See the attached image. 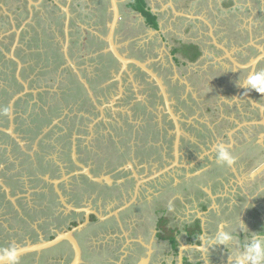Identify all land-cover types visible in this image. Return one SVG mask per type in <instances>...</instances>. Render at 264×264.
<instances>
[{
	"label": "flooded vegetation",
	"instance_id": "obj_1",
	"mask_svg": "<svg viewBox=\"0 0 264 264\" xmlns=\"http://www.w3.org/2000/svg\"><path fill=\"white\" fill-rule=\"evenodd\" d=\"M117 1L115 46L127 59L155 72L164 91L155 75L132 62L124 68L111 51L109 25L115 14L111 0H99V6L95 0H0V62L9 70L5 73L11 87L20 88H1L8 99L0 101V118L5 121L0 120V211L29 226L27 216L33 220L36 213L46 214L47 205L50 212L52 206L60 211L45 226L40 223L43 230L36 231L34 241L0 237V247L28 249L74 231L81 253L77 264H180L179 234L185 232L190 241L193 236L186 230L198 220L177 226L173 219L177 211L164 207L172 196L166 197L181 189L185 199L188 194L205 195L202 186L223 175L215 163V146L235 131L239 145L234 148L244 163L264 159V96L237 86L247 73L264 68L263 0L254 9L240 8L235 0H205L204 10L200 9L203 0H137V6H133L136 0ZM86 18H95L89 23L93 28L85 27L88 34L73 37L71 28L77 26L79 32ZM228 27L233 34L227 33ZM42 73L53 74L51 86L65 87L61 94L38 93L39 99L54 96L48 108L39 106L26 80L28 74L35 80ZM28 97L47 124L60 113L65 117L62 125L46 133L49 139L56 135L64 157H50L43 138L37 143L45 127L18 126L27 121L17 116V105L23 101L28 107ZM53 98L57 103H51ZM102 145L111 152L107 162L97 149ZM207 152L212 159L205 156ZM128 163L137 170L127 169ZM263 165L250 173L245 187H237L235 195L242 207L249 204V195L264 186V169L258 172ZM112 171L127 179L130 193L127 185L121 190L107 181ZM177 171L191 176L186 180L177 173V185L166 189L168 181L159 180ZM87 190L93 195H82ZM33 196L40 210L31 204ZM262 201L264 191L247 208L253 209L250 216L256 219L254 232L251 228L239 232L238 244L252 233L264 232ZM163 218L179 229L177 249L169 238L160 237L165 234L159 226ZM55 223L57 229L48 228ZM200 226L203 235L201 221ZM0 228L10 232L4 224ZM201 235L193 238L198 245ZM216 254V263L223 259L222 264H235L223 253ZM75 255L72 244L63 240L25 252L20 262L72 264ZM192 260L196 261L183 254L182 264H197Z\"/></svg>",
	"mask_w": 264,
	"mask_h": 264
},
{
	"label": "rangeland",
	"instance_id": "obj_2",
	"mask_svg": "<svg viewBox=\"0 0 264 264\" xmlns=\"http://www.w3.org/2000/svg\"><path fill=\"white\" fill-rule=\"evenodd\" d=\"M95 1L97 2V5L99 6V0H95ZM263 2H264V0H263ZM212 3H213V1H212ZM235 3L238 4V5H240V6H242L240 8H244L243 5H248V6L251 7V9H254L253 7L255 5L257 6L259 4L258 0H235ZM204 4H205V0L202 1V6L200 8L201 10H204V8H205V5ZM93 6H95V5H93ZM213 6H215V4H212V7ZM76 11H79V9H77ZM239 13L241 15L242 14L244 15L245 9L244 10L241 9ZM86 19H88V20L87 21H84V23L82 24V27L83 28L80 29L79 32H78L79 29H77V26H73L74 24L72 25L73 27L71 29L72 30H75V32H73V34H72L73 37L75 35L76 38H79V37L81 38V36H83L85 34H88L87 32H85V31H87L85 27L89 28L90 30H91V28H93V27H90L89 23L92 22V21L94 22V19L95 18H93V19L92 18H86ZM96 20L98 21L99 18L96 19ZM132 22H135V20H133ZM58 28H60V27H58ZM228 29L229 30L227 31V33L233 34L232 33V27H228ZM230 29H231V32H230ZM122 39L124 40V38H122ZM0 60H1V57H0ZM34 63H36V62L34 61ZM34 63L32 62V64H34ZM41 65H42V63L40 62V65L39 66H41ZM8 71H9L8 68H5L3 66V64H1V62H0V90H1V88H6V87L10 86V89L11 90L12 89L13 90H17L18 89V91H19V89H20L19 87H17V86H12L11 87V84L9 82V77L5 73V72H8ZM27 73H28V71H27ZM34 76H36V75H34ZM52 77H53V74H51V73H46V74L42 73L40 75L38 74L36 76V79L35 80H32L29 77V74L27 75L26 80H28V87H29L30 93L33 94V95H35L37 97V101L36 102L40 103L39 106H43L45 108H48V106H49V102H48L49 99H51L52 97H54L53 95L52 96L46 95L44 99H39L38 98L39 96H37V95H38V93L40 91H43V92L46 91V93H48V94H49V92L52 94L55 91H57L58 93L61 94L62 93L61 90L62 91L65 90V87L61 83H60V88H59V85H56L55 86V84H54V86H51L53 84V82H54V79H55V78H52ZM59 79L61 80V82L63 80H65L64 74L60 75L59 76ZM197 95L198 94L196 93V97H197ZM59 96H60V98L62 97V95H59ZM198 97H199V95H198ZM7 99H8V96L5 94V91H2L1 90L0 91V101L1 102L2 101L6 102ZM28 99L31 100V102L29 103V106L28 107H25V104L23 103V101L17 105V114H18L17 116L21 115L27 121V123L25 125L22 124V123H18V126H22L23 128L24 127H27V126H34V128L36 130H38L37 127H42V126L45 127L43 129V131H45V132H43V133H41L39 135V137L37 139V143H39V140L41 138H43L42 144H43L44 147H46V148L48 147L49 148L48 155L50 157H52V158H58V157L61 158L62 156L64 157L63 151L61 152V150L59 149L60 145L58 144V139L56 138V135H53L49 139L47 137L46 133L49 132V130L51 128H53L54 125H56L58 123L61 124L63 122L61 120L65 119V117H61V113H60V115H58V116H56L54 118L55 119V122L49 125L46 122V118H43V116H42L43 114L40 111H38L39 109H36L35 106H33V102L34 101L30 97H28ZM10 102L12 103V100H10ZM11 103H9V104L11 105ZM51 103H53V104L54 103H57L56 102V99L53 98V100H52ZM13 104L14 103H12V105ZM65 106H66V104H65ZM67 106L69 108H73L74 113H77L78 112V110L74 106H72L70 104H67ZM0 111H2V110H0ZM37 111H38V114H36V115L38 117L35 115V112H37ZM57 113L59 114V112H57ZM72 116H73V114L71 113L70 116H69V118L67 119V121H69L70 120V117H72ZM199 119L204 120L201 117H199ZM0 120L2 122H5L2 117L0 118ZM2 125L3 126H7V123H3ZM15 125L17 126V124H15ZM65 126H67V124ZM11 128H14L15 129L16 127H14V125H12ZM102 141H104V140L102 139ZM95 143H98V142H95ZM99 143H98V145H99ZM101 143H103V142H101ZM97 149H98V151L100 153L101 159H103L104 162H107L105 160L106 157H107V160L108 159L111 160V156H110V153L111 152L109 151V148H106L105 145H102L100 148H97ZM96 159L97 158L93 159V163L95 162L94 163L95 164L94 166L98 165V160H96ZM248 161H246V163H248ZM262 162H264V159L260 163L258 162L255 166H253L250 163V161H249V163H248L249 164L248 165L249 168L248 169L251 170L250 173H252L254 170H256L258 168L259 164H261ZM243 163H244V161H241L240 162V164H243ZM91 165L92 164L89 163V162H86L85 163V166L88 167V168H92ZM127 167H128L127 169H130V167H132V169L137 170V168H135L134 165L132 166L131 163H128L127 164ZM111 173H113V174L107 176L106 178L108 180L107 179L106 180L108 182L112 183V185L116 186L117 188L119 186L121 190H125V185H127L129 187L128 188L129 191H127V192L130 193L131 188L128 185L127 179L120 178L118 176V174H117L116 171H112ZM177 173H178V175H181V176H183L185 178L188 177V176H191V174L186 173L185 171H177V172H174V173L172 172L171 174H173V175H168L167 177H163L162 179L159 180V182L162 183V182H167L168 181L167 186H166V189H169L171 187H175L177 185L176 183H178V181H179L178 180ZM195 174L197 175V172H195L192 175L195 176ZM132 177L133 176H130V177H128V179H131ZM247 177H248V174H245L244 177L241 179V181L244 180V181L249 182L248 179H246ZM174 178L176 180L175 182L173 180ZM186 180H188V178H186ZM210 182H212V181L210 180L208 183H210ZM159 185H161V184H159ZM161 188L163 189L162 190V192H163L164 191L163 186H161L159 189H161ZM157 191L158 190H156V193L158 194L159 192H157ZM182 191H183V189L177 191L175 194L174 193H171V194H169L166 197V199H167L169 196H172L171 201L169 200L167 202H168V204L171 203L173 205V208L177 211V213H176L177 214L176 215L177 217L176 218H173L174 221L176 220L175 222L174 221L173 222L177 226H180L181 227L182 226V223L183 222H187V221H191L193 223L194 220H195V217L198 216V214H201L203 217H205V229L208 232V236H211L212 234H214V232L217 229L218 224L221 223V222H224L225 223L226 229H229L230 228V229H232L234 231L237 230V229H239L240 228V218H241V221L244 223V225L247 227V229H250L251 228V231L254 232V230H253V223L256 222V219L254 217H251L250 216L251 213H252V211H253V209L250 211V210H247V207H246V210H245V207H242V203H240L239 205H235V206L234 205H231V204H228L229 206L227 207V209H225L226 211L225 210L221 211V213H220L221 215L220 214H215V215L212 214L211 215L209 213L203 212L206 209V207L209 208L211 206V204L208 203L210 200H209V198L206 197V195L189 197V196H191V194H188L187 195V199H185V197L182 196V193H181ZM82 195H93V194L91 193L90 190H87ZM126 195H127V193H126ZM178 198L181 199L182 202L181 201L180 202L178 201V203H177L176 200ZM190 198L192 199L191 202H190ZM34 199H36L35 196L31 197V201H32L31 204L32 205H35V208H37L38 210H40L41 207L38 206V204L35 202ZM218 200L220 202L219 204L222 206L221 202L223 200L221 198H218ZM101 202H103V199L102 198H101ZM180 203L181 204L182 203H186V206H185V204H183V206H182ZM168 204L164 203V207H168ZM47 206L45 208L47 210V213L46 214H44V213H36V214H34L35 219H33V220L30 217L27 216V218L29 219L30 223L32 224L30 226L29 225H26V223H22V222L18 221L15 218H12L11 215H10V218H8L7 216L9 214L6 216V215H4V213L2 211H0V225L2 226V224H4L5 226L8 227V229L10 231V232L6 233L7 231H3V229L0 228V235H1L0 237H1V239H3V238H5V239H9V238L11 239V238H13L17 242L18 241L24 242L25 240L30 241V239H32L34 241L36 239L35 238L36 231L43 230V229H41L42 228V224H43V226H45L46 223L51 222L52 220H54V216H59L60 211H59V207L58 206H52L51 212L49 211V209L47 208ZM210 211H212V210H210ZM184 213H186V215H184ZM244 213H246L247 215L244 214ZM13 216H14V214H13ZM219 216H222L224 218L221 219L222 217L219 218ZM160 221H159V226L161 228H164V224L167 221L166 220H163L162 221V219ZM40 223H42V224H40ZM10 225H12L11 228H9ZM46 227H48V226H46ZM57 227H58V225H56V223H55L53 225H50L48 228H50V229H57ZM168 230L169 231H166L165 232L167 234L166 239L170 238V236L173 234V231L175 229L173 228V229H168ZM21 233H25V234H21ZM179 235H181V234H179ZM160 237H162V235H160ZM180 239H181V237H179V241L181 243V241H183V240H180ZM236 242L238 243V241H236ZM229 247H231V246H229ZM231 248H233V247H231ZM186 250L182 249V252L188 253L191 257L194 258V256H193L194 252L191 249H189V248H187ZM234 251H235V249L233 248L228 253H225L224 255H226V257L230 259V255ZM216 257H217V254L213 252L212 253V258L213 259H216ZM44 264H48V263H44Z\"/></svg>",
	"mask_w": 264,
	"mask_h": 264
},
{
	"label": "clouds",
	"instance_id": "obj_3",
	"mask_svg": "<svg viewBox=\"0 0 264 264\" xmlns=\"http://www.w3.org/2000/svg\"><path fill=\"white\" fill-rule=\"evenodd\" d=\"M237 86L247 90H253L260 96H264V68L256 72H249L243 81H239ZM8 109H4V114H8ZM216 166L221 169L232 168L237 164V156L231 150V144L218 143L215 146ZM173 205L168 204V211H173ZM247 227L241 221L237 230L226 229L225 223L218 224L216 231L211 236L201 238L202 243L199 248L201 252L217 246L233 247L235 251L230 255V260L235 264H264V232L252 233L242 245L238 244L237 234L243 232ZM21 250L15 245L0 247V264H21Z\"/></svg>",
	"mask_w": 264,
	"mask_h": 264
},
{
	"label": "crops",
	"instance_id": "obj_4",
	"mask_svg": "<svg viewBox=\"0 0 264 264\" xmlns=\"http://www.w3.org/2000/svg\"><path fill=\"white\" fill-rule=\"evenodd\" d=\"M237 134L238 133L235 131V133L234 134L232 133V135H229V137L227 139L223 138L225 143L231 144V150L237 156V164L232 168L223 169V175L219 176L217 180H215V181L211 180L212 182H210V183L207 182V184L202 186V192L207 196V198H209L210 201L208 203L211 204V206L209 208L206 207L207 208L206 213H209L211 215L212 214H214V215L220 214L221 211L227 209V207L229 206L228 204L235 206V205H239L241 203L235 195L237 193V187L238 186L245 187L244 186L245 181L244 180L241 181V179L244 177L245 174H248V177L246 179H250V177H251V176H249L251 170L248 169L249 168L248 167L249 161L253 166H255L258 163L256 160L247 159V161L249 160L247 165H246V163L240 164V162L244 158L239 156L236 153V149L234 148L235 145H237V147L239 145V142H238L239 139H238ZM240 140L242 141V137H240ZM205 156H209L211 159L213 158V156H211L209 154V152H207V154ZM263 169H264V165L258 170V172L263 171ZM254 175H255V173L253 174V176ZM262 191H264V186L261 187L258 191H256V193L254 195L248 194L249 195V204L246 205L247 208L250 204H255V201H257V199L260 197V194ZM218 198H221L223 200L221 202L222 206L219 204L220 202H219ZM191 201H192V199H191ZM262 204L263 205H261V206L264 207V201H262ZM246 207H245V210H246ZM210 210H212V211H210ZM244 214H246V213H244ZM223 218L224 217H222L221 219H223ZM195 220H200L202 228L204 229V234L201 235V237H200V244L198 245L195 243V241L193 239L194 237H192L191 240L188 241V237L186 236L185 232H182L181 239H180V240H183V241H181V246H180L181 251H182V249H184V250H186L187 248L191 249L194 252V254H193L194 258L193 259H196V261H193V260L192 261L196 262L197 264H222L223 259H221L222 262L220 261V262L216 263L218 260L212 258V253L213 252L214 253L218 252V253H223V254L228 253L229 251L227 250V247L221 245V246H217L216 248L209 249V251L201 252L199 250L201 243H202L201 238L202 237L206 238L208 236V232L205 229V217H203L201 214H198V216L195 217ZM182 253L184 254V252H182ZM229 261H231V260H229Z\"/></svg>",
	"mask_w": 264,
	"mask_h": 264
},
{
	"label": "water",
	"instance_id": "obj_5",
	"mask_svg": "<svg viewBox=\"0 0 264 264\" xmlns=\"http://www.w3.org/2000/svg\"><path fill=\"white\" fill-rule=\"evenodd\" d=\"M112 2V8H113V11H114V18H113V20H112V23H110V25H109V29H110V31H109V44H110V47H111V51L115 54V56L122 62V65H123V67L124 68H126L127 67V63H130V62H132V63H135V64H137V65H139L140 67H142L143 69H145L150 75H155V72H153V71H151V70H148L146 67H145V65L144 64H142V63H140V62H138V61H136V60H129V59H127L126 57H124L122 54H120V52L118 51V49H117V47L115 46V44H114V41H113V36H114V31H115V29H116V27H117V24H118V21H119V17H120V15H119V11H118V6H117V3H118V1L117 0H111ZM264 53V52H263ZM11 56L13 57V58H15L14 57V54L12 53L11 54ZM15 60H17V62H19L18 61V59H16L15 58ZM257 60V59H256ZM256 60H254L252 63H253V65H255L256 64ZM155 79L159 82V85L161 86V88H162V90L164 91L165 90V88L163 87V85H162V82H161V80L159 79V77L158 76H156L155 75ZM165 94H166V92H165ZM167 98V97H166ZM179 129V128H178ZM180 131V130H179ZM138 191V190H137ZM117 212V211H116ZM63 240H67V241H69L71 244H72V246H73V248H74V251H75V253H76V255H75V258H74V261H73V263L72 264H77L78 263V260H80V245H79V243H78V241H77V239L74 237V231H70V232H68V233H66V234H61V235H59V236H57V238L56 239H54V240H52V241H46V242H44L43 244H41V245H36V246H32V247H30V248H28V249H20L21 250V255L22 254H24L25 252H28V251H40V250H42V249H45V248H48V247H51V246H54V245H56V244H58V243H60V242H62ZM179 259H180V264H182V255H183V253H182V251H180V253H179Z\"/></svg>",
	"mask_w": 264,
	"mask_h": 264
},
{
	"label": "trees",
	"instance_id": "obj_6",
	"mask_svg": "<svg viewBox=\"0 0 264 264\" xmlns=\"http://www.w3.org/2000/svg\"><path fill=\"white\" fill-rule=\"evenodd\" d=\"M137 0L135 1V3L133 4V6H136L137 5ZM163 220H166L167 222H169L168 221V219L167 218H163L162 219V221ZM161 222V221H160ZM165 223L164 224V228H161L162 230H164L165 232L166 231H169L168 229H173L172 227H170L169 225H168V223ZM186 231H189V233L191 234V236H193V237H199L201 234H202V229H201V226H200V220H198L197 221V224L195 225V226H192V227H190V228H188ZM178 233H179V230L176 228L174 231H173V234L170 236V241L172 242V244L174 245V247L177 249V247L179 246V243H178V241H177V235H178ZM164 238H166V236H167V234L165 233V234H163L162 235ZM185 264H192V263H190V262H188V261H186V263Z\"/></svg>",
	"mask_w": 264,
	"mask_h": 264
},
{
	"label": "bare ground",
	"instance_id": "obj_7",
	"mask_svg": "<svg viewBox=\"0 0 264 264\" xmlns=\"http://www.w3.org/2000/svg\"><path fill=\"white\" fill-rule=\"evenodd\" d=\"M183 256V255H182Z\"/></svg>",
	"mask_w": 264,
	"mask_h": 264
}]
</instances>
